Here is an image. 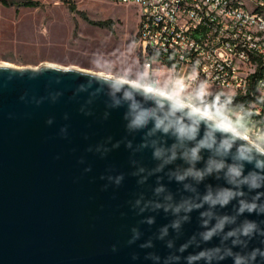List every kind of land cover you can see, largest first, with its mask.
Returning <instances> with one entry per match:
<instances>
[{
  "label": "water",
  "instance_id": "obj_1",
  "mask_svg": "<svg viewBox=\"0 0 264 264\" xmlns=\"http://www.w3.org/2000/svg\"><path fill=\"white\" fill-rule=\"evenodd\" d=\"M158 93L76 68L0 65V264H164L168 241L173 252L194 236L200 241L207 205L186 221V213L174 209L189 198L198 202L206 185L216 189L225 181L177 182L188 167L181 149L173 159L175 138L151 130L157 119L189 109ZM133 103L149 113L139 129L129 127ZM235 204L215 211L234 214ZM245 218L264 228V215ZM173 221L181 226L173 229ZM165 227L168 235L160 239ZM133 229L139 236L129 243ZM196 242L188 252L199 250ZM220 243L217 237L201 247ZM255 247L264 248V237L251 240L249 250Z\"/></svg>",
  "mask_w": 264,
  "mask_h": 264
},
{
  "label": "built area",
  "instance_id": "obj_2",
  "mask_svg": "<svg viewBox=\"0 0 264 264\" xmlns=\"http://www.w3.org/2000/svg\"><path fill=\"white\" fill-rule=\"evenodd\" d=\"M111 1L137 10V57L144 80L162 82L167 75L168 91L204 97V106L222 110L264 140V45L257 39L264 25L258 12L247 10L252 0H209V7L199 6V0ZM223 20H230L231 28H223ZM237 25H248V32H237ZM253 57H260V71H252ZM203 82L207 91L201 96ZM217 95L226 96L225 106H210Z\"/></svg>",
  "mask_w": 264,
  "mask_h": 264
},
{
  "label": "clouds",
  "instance_id": "obj_3",
  "mask_svg": "<svg viewBox=\"0 0 264 264\" xmlns=\"http://www.w3.org/2000/svg\"><path fill=\"white\" fill-rule=\"evenodd\" d=\"M206 91V82H203L199 94L203 96ZM158 94L173 100L179 108L189 109L180 117H175V112L171 113L174 119L168 120V117L157 119L151 130L160 131L165 135L171 134L175 138L173 159L176 158L175 150L181 149L180 158L188 167L176 175L177 182L183 183L190 178L199 184L209 176H217L222 177L226 185L216 189L206 185L205 192L198 196V202L189 198L174 209L175 213L181 210L185 212L183 219L186 221L190 218L187 214L207 205V208L200 212L203 228L199 233L200 241L196 242L194 236L189 242L181 244L175 252L171 251L173 242L168 241L166 246L170 252L164 258V264H179L181 260L185 264H198L201 261L203 264H214V262L219 264L220 261L228 258L232 259L233 264H256L258 259L264 260V248L255 247L249 250L251 240L256 236L264 237V228L257 221L247 218L240 220L245 213L264 215V141L245 143L249 138L241 126L232 120L230 123L227 122L219 115V109L188 105L183 99L168 92ZM131 107L133 118L129 127L139 129L146 126L149 113L145 110H137L138 105L135 103ZM185 120L188 122L185 123ZM204 152L208 153L206 158L202 155ZM160 154L159 151L155 153L157 156ZM201 162L204 166L197 168L196 165ZM249 165L251 168L248 167ZM185 190L196 192L195 188L187 184ZM156 191L160 192L161 189ZM233 200L236 201L234 214L220 215L215 211L217 207H227ZM147 222L151 224L154 221ZM180 226L179 221H173L171 225L173 229H178ZM133 232L136 235L129 243H133L139 236L135 229ZM167 235L168 228L165 227L159 238L164 239ZM217 237L220 238V245L210 248L201 247V244H208ZM193 242H196L199 250L188 252ZM150 246L151 243L141 245L142 248ZM185 252H188L187 256L183 255ZM146 258H152V254ZM155 258L160 259V257Z\"/></svg>",
  "mask_w": 264,
  "mask_h": 264
},
{
  "label": "rangeland",
  "instance_id": "obj_4",
  "mask_svg": "<svg viewBox=\"0 0 264 264\" xmlns=\"http://www.w3.org/2000/svg\"><path fill=\"white\" fill-rule=\"evenodd\" d=\"M8 1L12 3L8 7L0 2L4 64L76 68L145 86L137 57L139 15L133 5L111 0H32L38 4L29 7L19 5L25 0ZM99 21L109 24L95 23ZM166 80L164 75L162 86Z\"/></svg>",
  "mask_w": 264,
  "mask_h": 264
},
{
  "label": "bare ground",
  "instance_id": "obj_5",
  "mask_svg": "<svg viewBox=\"0 0 264 264\" xmlns=\"http://www.w3.org/2000/svg\"><path fill=\"white\" fill-rule=\"evenodd\" d=\"M199 6L209 7V0H199ZM247 10L258 12V17L262 25H264V3L261 0H252V2H247ZM223 28H231L230 20H223ZM237 32H248V25H237ZM257 39L259 45H264V27L257 32ZM4 64L3 57L0 58V65ZM4 66H12L11 64L5 63ZM252 71H260V57L252 58ZM145 88L154 90L156 92H168L173 95L183 99L186 104L193 105L197 107H206L204 106V97L192 98L188 93L183 92H170L159 89L160 80H152L148 82V80H144V76L142 79ZM133 83V82H132ZM226 105V96L225 95H217L210 98V106H225ZM219 115L223 116V111L220 110ZM227 122H231L227 117H224ZM235 122V121H234ZM242 128V127H241ZM245 134L248 136V140L250 143L264 141L261 139V134L256 131L245 130L242 128Z\"/></svg>",
  "mask_w": 264,
  "mask_h": 264
},
{
  "label": "trees",
  "instance_id": "obj_6",
  "mask_svg": "<svg viewBox=\"0 0 264 264\" xmlns=\"http://www.w3.org/2000/svg\"><path fill=\"white\" fill-rule=\"evenodd\" d=\"M0 2L4 5V6H11L12 3L8 0H0ZM37 2L36 1H32V0H25V1H22L19 5H23V6H29V7H32V6H37ZM97 23L98 25H108L109 22L108 21H99V22H95Z\"/></svg>",
  "mask_w": 264,
  "mask_h": 264
},
{
  "label": "crops",
  "instance_id": "obj_7",
  "mask_svg": "<svg viewBox=\"0 0 264 264\" xmlns=\"http://www.w3.org/2000/svg\"><path fill=\"white\" fill-rule=\"evenodd\" d=\"M142 76H143V75H142ZM165 86H166V85L162 86L161 81H160V83H159V88L162 89V90H165V91H166V90H168V89L165 88Z\"/></svg>",
  "mask_w": 264,
  "mask_h": 264
}]
</instances>
